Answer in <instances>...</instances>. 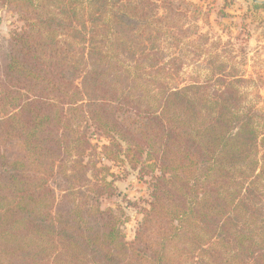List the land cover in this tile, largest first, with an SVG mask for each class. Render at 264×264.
Returning <instances> with one entry per match:
<instances>
[{"label":"trees","instance_id":"obj_1","mask_svg":"<svg viewBox=\"0 0 264 264\" xmlns=\"http://www.w3.org/2000/svg\"><path fill=\"white\" fill-rule=\"evenodd\" d=\"M0 4L18 22L0 46V264H264L262 95L202 5ZM105 160L148 190L131 241Z\"/></svg>","mask_w":264,"mask_h":264},{"label":"rangeland","instance_id":"obj_2","mask_svg":"<svg viewBox=\"0 0 264 264\" xmlns=\"http://www.w3.org/2000/svg\"><path fill=\"white\" fill-rule=\"evenodd\" d=\"M190 1L202 5L204 12H209V22L199 20L202 32L209 33L213 41L221 38L218 50L231 52V55L235 56V66L253 78L259 87L262 95L261 105L264 107V7H255L264 3L252 5L250 0ZM223 12L227 15H223ZM16 24L18 22L14 14L0 4V46L5 45L10 30ZM102 163L108 165L115 174L109 179L115 180V189L121 198L116 196L113 201L124 206L128 218L124 230L127 240L131 241L141 219V214L138 213L139 201L147 195V187L143 181L136 178V172H128L123 162L105 160ZM111 202L106 200L104 206L112 205Z\"/></svg>","mask_w":264,"mask_h":264},{"label":"water","instance_id":"obj_3","mask_svg":"<svg viewBox=\"0 0 264 264\" xmlns=\"http://www.w3.org/2000/svg\"><path fill=\"white\" fill-rule=\"evenodd\" d=\"M252 5L254 4H258V3H264V1H261V0H250Z\"/></svg>","mask_w":264,"mask_h":264}]
</instances>
